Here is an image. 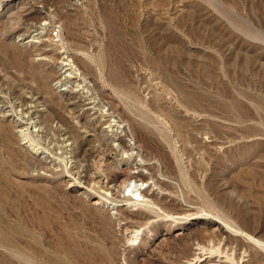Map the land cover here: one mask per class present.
Listing matches in <instances>:
<instances>
[{"label": "rangeland", "instance_id": "1", "mask_svg": "<svg viewBox=\"0 0 264 264\" xmlns=\"http://www.w3.org/2000/svg\"><path fill=\"white\" fill-rule=\"evenodd\" d=\"M42 8L46 10L43 17L36 13ZM68 14L81 38L70 46L71 50L88 54L95 67L93 73L98 72V76L112 67L123 73L125 84L134 94L108 89L113 97L106 101L117 104L112 107L94 90L86 89L93 84L89 79L87 86L82 81L66 86L50 79L52 86L73 88L81 95L84 92L81 101L92 102L87 122L96 130L92 127L93 133H84L89 140L87 161L74 155L73 144L66 146L74 140L60 133L58 119L51 129L33 131L29 138L36 149L44 150L42 155L46 153L47 160L42 155L31 158L16 152L0 133V264H186L188 252L198 241L191 239L189 250L181 247L178 238L183 230L179 228L184 219L174 223L160 220L151 226L152 232L138 236L125 225L128 219L112 208L114 199L132 196V189H126L123 183L126 173L144 170L142 173L148 175L145 169L131 168L142 163L143 156L136 149L123 152L119 138L124 136L122 126L128 122L124 124L126 118L120 112L114 114L112 108L135 110L140 106L149 110L151 86L158 81V86L171 91L172 102L188 107L190 113L197 111L235 123L231 131L215 130L220 139L234 141L215 157H200L196 151L193 159L184 156V174L189 178L175 180L174 187L166 191L169 195L170 190L169 196L176 203L191 207L190 212L177 214L185 217L223 212L240 220L251 219L254 230L263 234L264 0H17L13 6L1 7L0 21L8 22L3 38L8 48L13 47L0 54L1 117L7 113L13 120L28 121L17 94H29L35 82L21 62L36 54L34 45L39 43L30 42L24 54L15 49V44L36 32L61 44L62 16ZM19 34L23 35L17 38ZM64 60H57L54 66L60 68ZM136 95L143 103L137 102ZM78 121L75 118L73 123ZM128 136L125 143L135 147L137 138ZM113 174L118 178L110 183ZM150 182L154 186L153 180ZM72 186L81 189L74 191ZM131 204L127 209L135 210L133 221L143 223L141 213L148 211ZM188 225L193 230L203 226Z\"/></svg>", "mask_w": 264, "mask_h": 264}, {"label": "bare ground", "instance_id": "2", "mask_svg": "<svg viewBox=\"0 0 264 264\" xmlns=\"http://www.w3.org/2000/svg\"><path fill=\"white\" fill-rule=\"evenodd\" d=\"M15 3H17V0H0V8L13 6L15 5ZM43 9L45 8L38 10L36 13L38 15L43 14L46 11V10L44 11ZM71 16H69V14L62 16V32H60L61 33L60 36L58 35L60 37L59 39L60 41L58 42L59 43L61 42V44H57L51 38L44 39L47 38L48 36L42 38V33L40 32L32 33L27 36L28 39L24 40L19 44H15V49L17 47L16 50L24 54L26 52V49H28L27 47L30 42H32V44L33 42L39 43L37 46L34 45V47H36L35 50L36 54H34L33 57H29L28 59L24 57L25 59L21 62L22 66L28 68L30 72L29 75L31 74L35 84L32 81L34 85L30 87L31 91L29 94L23 91H19L17 94L18 99H20L19 102L20 106L22 107L21 112H23V114L25 113L24 114L25 117L27 115L28 121H26V118L24 121L16 118L15 120H13L11 119L12 117L10 118L11 114H7V113L3 114V116L1 117L2 112H0V133L2 134V136L1 135L0 136L4 137L5 140L10 142L16 152L27 153L29 155L28 157L31 158H36V154L39 156L44 153L43 152L44 150L39 151V149H36L33 142H30L31 139L29 138L30 135H32V132L40 131L41 129L43 130L44 128H47L49 130L51 129L50 127L52 126V123L58 119L61 123L58 128L60 133H62V135H65L67 137L66 139L72 138L74 140L72 143L66 144V146L72 147L73 144L72 148L74 149L75 152L74 155L77 156V158L79 157L80 161L88 160V153H87L88 151L86 149V145L88 144L89 140L85 139L84 133H89L90 131H92L91 133H93L95 129L92 126L94 128L93 129L90 123L87 122L88 119L87 117L89 115L88 113H90L89 111L93 109V107H91L92 102L91 101L89 102V100L88 102L86 100L81 101V96L86 95V93L84 94V92L83 95H81L80 91L77 92V90H73V88L69 89L66 87L59 88V86L58 87L52 86L50 84V79L58 80L57 83H61V85H66L67 83L70 82L72 84V82L82 81V83L83 82L86 83L85 86H87L88 83H90L87 82V80L89 79L93 84L92 86L88 85L86 89L94 90L99 95L100 99L103 101H106V99L111 100V98L113 97L112 95L107 93L108 89H110L111 92L112 91L117 92L118 90L119 92L126 93L127 95L132 94L133 96L134 94L131 92L130 86L125 84L126 80L124 78L123 73H118L115 69L113 70L112 67L109 68L107 73L105 72L100 74L99 72L100 76H98L97 75L98 72L93 73L95 67L93 68L94 64L92 63V60H90L91 58L87 56L88 54L86 55L84 53H79L75 50H71L70 46H72V44L77 42L78 39H81L80 36L78 35L79 32L78 33L76 32L78 26H76L77 24L75 25L74 19ZM41 17L43 16L41 15ZM3 20L4 19H2V21ZM10 20L11 19H9V21ZM60 20L58 22H60ZM2 21H0V54L4 55V51L7 50L8 44L5 42L6 40L3 38V36L5 33L4 29L8 25V22H2ZM9 25L11 24L9 23ZM75 26L77 28L76 30H75ZM19 27L20 25L17 27V29ZM14 29L15 28H13V30ZM42 30L44 31V28H42ZM63 33L65 34V36L63 35ZM22 35L23 34H19L17 38H20ZM23 39L24 38H21L20 40L22 41ZM59 59L60 61L61 59H65V60L67 59L66 62L65 60L62 62L63 66H61L60 68L54 66L56 65L54 63ZM101 60L105 61L103 60V57ZM103 64L105 65V62H103ZM104 67H106V65ZM106 69L107 68H105V71ZM148 76H150V74ZM157 83L152 86L149 85L151 86V91H150L151 96L149 100H147L149 103L148 105H150L149 110H145V111L141 110L143 108L140 109V106L137 105V103L135 104L134 107L137 108L139 106V108L135 110H132L126 106L120 107L121 104L120 105L118 104L120 109L112 108L115 110L113 111V113L118 112L119 114L120 112V114L126 118L124 124L126 121L128 122L126 125L122 126L123 127L122 129L125 130V134L122 133L124 136L121 135L122 137L119 138L120 140L119 144H121L123 152L130 153V151L132 152L133 149L134 150L136 149L139 151L140 155L143 156L144 161L142 163L139 162L140 164H136V166H132L131 168L132 169L142 168L148 171L147 172L148 175L142 173L144 170H140L141 172H139L138 174H136V172H133L134 170L133 171L130 170L128 173L125 174V179L123 183L127 184L126 189L127 188L132 189V196L125 198L124 200L114 199L112 201L113 203L112 208L117 210L115 212H120L124 217L123 219L125 220L128 219V222H126L125 225L131 228V231L129 230L130 232L134 233L135 235L137 234L138 236L140 234H143V232L145 233L152 232L153 230L151 226L152 225L154 226L160 220L163 221L164 223L165 222L174 223L184 219L183 222H180V228H179L180 230L183 231H180L181 235L180 236L178 235L179 238L177 236L181 247L187 250L190 246L191 239L193 240L196 239L198 241L195 248L192 249L189 248L190 251L188 252V256L186 257L187 259L186 264H264V232L263 234H260L261 232L258 233L257 230L255 231L254 230L255 226L253 225V221L251 219L240 220L237 219L236 217L234 218L227 214H224L223 212L212 213L209 215L206 214L205 216H197L196 214H186L185 217L184 216L181 217L184 213L183 211H187L185 213H188L191 211V207L183 203H178V202L176 203L174 201L175 198L170 197L171 196L170 190L168 192L170 196L166 193L168 189L174 187L175 180L182 179L185 177L186 173L184 174V172L186 171L184 170V163H185L184 156L193 159V153L196 151L195 153L198 152L200 154V157L206 155L211 158L213 156L215 157V155L219 154L222 148L227 149L231 145V143L234 142L232 140H227V139L225 140V138L220 139L214 134L215 130L229 129V131H231L230 129L231 128L233 129L232 126L235 123L230 124L228 122L217 120V118L213 119L211 118L212 116L209 117L207 115H202V114L200 115V113L196 114L197 111L196 113L194 112V114L190 113V110H187L188 107L187 109H184L182 106H179V104H174L172 102L173 100H171V96H172L171 91L158 86ZM144 84H146L147 86L148 84L147 81ZM91 95L89 96L91 97ZM94 97L92 98V100L94 99ZM136 98L138 100L137 101L138 103L142 101V99L141 101L140 99H138V96L135 97V99ZM109 102L110 101H108L107 103ZM109 104H111L110 106L112 107H114L115 105L114 102L113 105L112 103ZM96 114L97 113H95V116ZM117 117L119 119V116ZM121 117L120 119L123 118ZM75 118L79 119L78 121L79 123L78 122L73 123V120H75ZM34 127L37 128L35 130H32ZM108 127H110L109 124L108 126L106 125V129ZM119 127L121 126L118 125V128ZM128 135H131V137L134 136L132 138H137V143L135 142L136 143L135 147H131L129 144H127V142L125 143L126 140L125 137H127ZM7 149L8 148H6V150ZM45 154L42 155L41 157L42 159L43 158L46 159ZM157 174H161L163 178L159 177L160 175ZM117 176H118L117 174L111 175L110 183L115 182L116 179L118 178ZM188 176L189 175H186V177ZM88 179H91V177L89 176ZM151 180H153L154 186H157V188H154V186L150 182ZM72 187H74V191L75 190L80 191L81 189V186H72ZM240 199H242L241 195H240ZM129 203H132L133 206L138 205L139 207H144L148 211L147 213H141L142 216L139 219H141L143 223L133 221V218L131 216H133L132 211L135 210L127 209V205ZM99 209L100 208H98V210ZM179 212H182L181 216L180 214L179 215L177 214ZM193 215L194 217H192ZM109 217H110L109 219H111V216ZM190 217H192L191 220H189ZM118 221L120 222V219ZM189 223L202 224L203 226H201L200 229L193 230L188 225ZM143 225H145L144 228ZM138 236H135L134 240H136ZM106 247L109 248L108 246ZM126 247L125 249H128ZM108 250L107 252L110 253V251Z\"/></svg>", "mask_w": 264, "mask_h": 264}]
</instances>
